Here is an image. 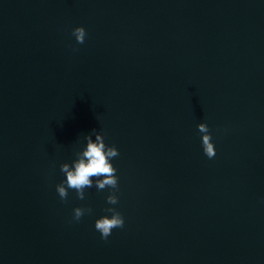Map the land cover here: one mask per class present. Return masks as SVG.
<instances>
[{
	"label": "water",
	"instance_id": "1",
	"mask_svg": "<svg viewBox=\"0 0 264 264\" xmlns=\"http://www.w3.org/2000/svg\"><path fill=\"white\" fill-rule=\"evenodd\" d=\"M94 129L118 190L62 201ZM0 264H264V0H0Z\"/></svg>",
	"mask_w": 264,
	"mask_h": 264
},
{
	"label": "clouds",
	"instance_id": "2",
	"mask_svg": "<svg viewBox=\"0 0 264 264\" xmlns=\"http://www.w3.org/2000/svg\"><path fill=\"white\" fill-rule=\"evenodd\" d=\"M72 35L76 42L83 44L86 38V30L79 26L72 30ZM198 131L202 134L201 143L204 154L212 159L216 155L215 145L212 142V135L206 123L197 125ZM95 139L92 135H86V146L83 150L76 153V159L71 163H63L60 165V171L65 175L66 179L56 185V191L62 201H67L69 189L74 190L76 196L80 200L85 199V188L95 187L97 190L110 188L118 190L117 169L111 163L112 159L119 156V151L115 146H109L105 143L104 136L96 132ZM106 202L109 205H116L118 197L115 192L108 195ZM111 215H104L95 221V230L101 234V238L107 240L115 228L124 227V218L116 208L109 207L105 209ZM90 207H76L73 209V221H79L86 213H91Z\"/></svg>",
	"mask_w": 264,
	"mask_h": 264
}]
</instances>
